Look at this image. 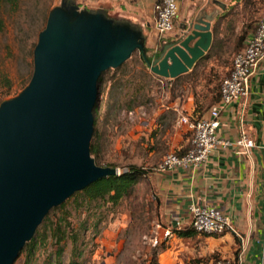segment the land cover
<instances>
[{"label":"water","instance_id":"water-1","mask_svg":"<svg viewBox=\"0 0 264 264\" xmlns=\"http://www.w3.org/2000/svg\"><path fill=\"white\" fill-rule=\"evenodd\" d=\"M210 19L185 21L168 41L150 44L141 25L109 17L104 8L85 9L75 0L49 8L28 81L0 100V264L14 262L50 209L118 174L89 153L99 74L137 51L149 71L171 80L209 48Z\"/></svg>","mask_w":264,"mask_h":264},{"label":"rangeland","instance_id":"rangeland-1","mask_svg":"<svg viewBox=\"0 0 264 264\" xmlns=\"http://www.w3.org/2000/svg\"><path fill=\"white\" fill-rule=\"evenodd\" d=\"M75 1L85 9L104 8L107 16L114 17L102 5H92L87 0ZM218 1L223 3V9L217 6L207 9L215 11L211 49L208 48L186 72L171 80L170 85L168 80L149 71L137 51H133L122 65L103 71L96 89L94 133L90 138L98 147L95 160L100 166L116 167L117 172L132 164L145 168L147 173L115 205L94 202L88 208L82 206L75 210L70 203L66 204L73 225L82 221L85 224L76 264H149L156 261L161 250L157 246L160 235L156 225L159 224L147 176L166 152L181 149L179 145L185 147L190 137L178 122L179 114L185 112L174 110L172 103L177 98L185 101L192 95L194 110L204 111L216 96V88L230 68L233 54L242 47V44L237 49L235 46L240 30L252 23L253 30L264 17V0ZM57 2L18 0L14 6L1 5L0 79L3 76L7 82L2 84L0 80V100L15 95L28 81L37 33L44 26L49 8ZM49 217H54L50 210ZM154 238L157 243H153ZM198 244L204 246L203 242L198 241ZM52 251V241L47 238L37 247L28 264H54ZM69 257L70 243L67 241L63 243L60 263L66 264ZM210 258L212 256L205 261ZM12 264H25L23 255Z\"/></svg>","mask_w":264,"mask_h":264},{"label":"crops","instance_id":"crops-1","mask_svg":"<svg viewBox=\"0 0 264 264\" xmlns=\"http://www.w3.org/2000/svg\"><path fill=\"white\" fill-rule=\"evenodd\" d=\"M87 1L106 7L114 16L141 25L148 42L155 44L157 39L151 28L155 0ZM176 2L178 9L171 33L181 23L206 14L211 15V30L215 11L207 9L224 7L218 0ZM171 80L167 81L169 85ZM172 104L175 105L174 110L184 114H190L195 106L192 95L185 101L177 98ZM239 131H244L253 140L254 147L247 153H237L236 147H216L193 171H153L147 176L153 197L158 201V243L164 245L157 253V264H182L193 259L204 261L210 256L230 260L238 253L241 264H264V58L257 63L248 79L246 95L220 111L219 136L232 139ZM180 146L178 148H183ZM191 202L215 208L224 214L233 231L226 230L214 236L199 233L177 236L171 233L163 237L162 230L173 228L175 221L180 223V227L187 224V207ZM198 241L204 246H199Z\"/></svg>","mask_w":264,"mask_h":264},{"label":"built area","instance_id":"built-area-1","mask_svg":"<svg viewBox=\"0 0 264 264\" xmlns=\"http://www.w3.org/2000/svg\"><path fill=\"white\" fill-rule=\"evenodd\" d=\"M177 9L176 0H155L153 2L151 28L156 39H160L172 30V22ZM263 58L264 17L256 23L253 32L246 38L244 46L233 54L230 68L220 79L218 85V100L209 105L198 117L190 118L189 114H179L178 122L190 133L188 148L182 154L174 151L166 152L153 171L163 172L175 169L193 171L216 147H236L237 153H247L250 148L254 147L253 140L244 131H239L235 138L229 139L220 137L217 128L220 111L226 105L246 95L248 79L257 63ZM187 213V223L199 234L214 236L226 230L233 231L227 217L215 208L191 202L187 207ZM174 227L179 228L180 223L175 221ZM161 235L163 237L171 235L170 229H163ZM153 243H157L155 238ZM240 250H242L241 247ZM206 264H241V260L238 253L233 259L218 258Z\"/></svg>","mask_w":264,"mask_h":264},{"label":"trees","instance_id":"trees-1","mask_svg":"<svg viewBox=\"0 0 264 264\" xmlns=\"http://www.w3.org/2000/svg\"><path fill=\"white\" fill-rule=\"evenodd\" d=\"M18 0H0V9L2 4H8V5H15ZM235 2L238 1H244V0H233ZM253 24V23H252ZM252 24L246 25L242 27L239 34L236 37L235 46L236 49L239 48L242 44V47L244 46L246 38L253 32L252 30ZM3 29V21L0 16V32ZM212 38L214 35V29H211ZM213 44V41H211V44L209 46V50L211 49ZM238 44V45H237ZM240 44V45H239ZM242 47L237 49L236 51L240 50ZM122 65V64H121ZM120 66V65H119ZM104 72L100 73L96 80V86L97 88L100 86V82L102 80V75ZM178 77V76H177ZM175 77V78H177ZM174 78V79H175ZM2 84H5L7 81L5 77H1ZM7 85V84H6ZM8 87V86H7ZM218 100V88H216V96L212 99L209 105L215 103ZM96 111L95 103L92 108V134L94 133V114ZM201 113L196 114L195 110H193L189 117L193 118L200 116ZM188 144L177 150L174 151L177 154H182L183 151H185L188 148ZM89 153L94 157V161L97 165H100L96 160L95 157L98 154V147L96 144H93L92 141H90L89 145ZM109 165V164H108ZM111 166V165H109ZM147 170L142 167H138L132 164H128L123 169H120L118 171V174L111 175L105 178H102L100 180H97L83 189L74 192L68 199H66L63 203H61L59 206L54 207L50 209L52 213H54V217H49V211L41 221L40 225L35 230L32 238L24 244L22 249L20 250L19 255H23L25 264H28L30 259L33 257L35 250L37 249L40 244H43L47 238H49L52 241L53 244V255L55 258L54 264H61L59 261L60 255L63 251V243L69 241L70 243V257L66 264H76V259L81 254V234L82 231L85 229L84 221L78 222L76 226L73 225V223L68 218L70 215V211L66 209V204L70 203L72 205V209H79L80 207L84 206L88 208L91 203L94 202H102V203H109L110 205H115L118 203V201L126 196L131 186L138 181L139 179H144L146 176ZM155 199V206H154V212L157 214L158 209V201L157 197H153ZM58 212V213H57ZM169 227L171 233H174L177 236H189L191 234H195V232L189 223L179 227L175 228ZM157 246L159 248H163V243H157ZM219 257L212 256L211 260L218 259ZM235 258V257H234ZM208 261H201V260H189L182 264H206ZM149 264H157V260L153 261V263Z\"/></svg>","mask_w":264,"mask_h":264},{"label":"flooded vegetation","instance_id":"flooded-vegetation-1","mask_svg":"<svg viewBox=\"0 0 264 264\" xmlns=\"http://www.w3.org/2000/svg\"><path fill=\"white\" fill-rule=\"evenodd\" d=\"M173 33H174V32H173ZM173 33H171V31H170V32L167 33L166 35L162 36L160 39H157V40L155 41V44H157V43L160 44V43H164V42L168 41V40H169V37H170ZM156 49H157V46H156ZM157 53H158L157 50L149 52V59H153V58L157 55Z\"/></svg>","mask_w":264,"mask_h":264}]
</instances>
